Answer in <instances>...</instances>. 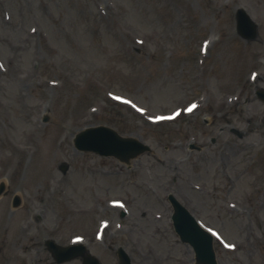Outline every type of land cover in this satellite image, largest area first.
Returning a JSON list of instances; mask_svg holds the SVG:
<instances>
[{
    "label": "rangeland",
    "instance_id": "rangeland-1",
    "mask_svg": "<svg viewBox=\"0 0 264 264\" xmlns=\"http://www.w3.org/2000/svg\"><path fill=\"white\" fill-rule=\"evenodd\" d=\"M261 89L264 0H0V264H56L47 241L196 264L169 195L219 236L217 264H264ZM102 126L150 151L74 148Z\"/></svg>",
    "mask_w": 264,
    "mask_h": 264
},
{
    "label": "water",
    "instance_id": "water-1",
    "mask_svg": "<svg viewBox=\"0 0 264 264\" xmlns=\"http://www.w3.org/2000/svg\"><path fill=\"white\" fill-rule=\"evenodd\" d=\"M240 16L250 25L248 36L254 38L256 36L254 26L245 14L240 13ZM241 28L244 32L242 25L240 30ZM240 33L243 35L241 31ZM259 97L264 101V92H261ZM74 143L78 151L94 153L101 157H113L120 162H128L130 159L150 151L148 146L134 139L122 138L115 131L106 127L88 128L76 136ZM3 190L4 187L1 186L0 195ZM169 201L174 209L172 220L175 232L184 244H188L193 248L197 264H217L213 251L212 236L199 225L196 219L173 196L169 197ZM18 204L19 200L16 199L14 206ZM46 247L57 264H64L77 258H82L83 264H100L96 258L88 254L87 249L82 245L62 248L50 241L46 243ZM117 254L120 264H131L129 256L123 249H119Z\"/></svg>",
    "mask_w": 264,
    "mask_h": 264
},
{
    "label": "bare ground",
    "instance_id": "bare-ground-1",
    "mask_svg": "<svg viewBox=\"0 0 264 264\" xmlns=\"http://www.w3.org/2000/svg\"><path fill=\"white\" fill-rule=\"evenodd\" d=\"M54 162H55V161H54ZM4 183H7L6 180H4V181L2 182V184H4ZM212 234H213V236H214L215 239H217V238L219 239V236H218L217 234H214V233H212Z\"/></svg>",
    "mask_w": 264,
    "mask_h": 264
},
{
    "label": "snow or ice",
    "instance_id": "snow-or-ice-1",
    "mask_svg": "<svg viewBox=\"0 0 264 264\" xmlns=\"http://www.w3.org/2000/svg\"><path fill=\"white\" fill-rule=\"evenodd\" d=\"M127 103V101H125ZM139 110V109H138Z\"/></svg>",
    "mask_w": 264,
    "mask_h": 264
}]
</instances>
